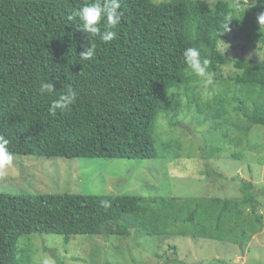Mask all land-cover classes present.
<instances>
[{
  "label": "trees",
  "instance_id": "obj_1",
  "mask_svg": "<svg viewBox=\"0 0 264 264\" xmlns=\"http://www.w3.org/2000/svg\"><path fill=\"white\" fill-rule=\"evenodd\" d=\"M91 2L0 0V135L9 139L13 154L156 157V118L180 104L174 91L169 92L187 80L182 54L188 47L199 49L201 58L209 61L208 73L228 63L240 69L231 78L235 87L227 95L229 99L217 94L203 104L196 102L197 110L210 108L216 127L217 119H226L227 103L232 100L246 122L239 130L246 134L253 125H264V58L233 60L218 48L219 38L235 33L238 23L247 34L257 28L254 20L264 13L262 0L247 7L230 0L213 4L204 0H121L123 17L112 29L116 38L105 44L99 36H89L96 44V55L81 61L87 34L78 31V19L68 17ZM229 18V30L222 32ZM42 81L55 83L54 95L39 94ZM68 85L78 92L75 104L63 113L50 114L52 101ZM254 188L252 181H244L241 199L0 193V264H21L17 243L20 236L32 233L59 234L67 240L78 234L126 237L132 231L146 235L169 232L241 241L258 231L262 221ZM101 201L109 202L110 207L103 208Z\"/></svg>",
  "mask_w": 264,
  "mask_h": 264
},
{
  "label": "rangeland",
  "instance_id": "obj_2",
  "mask_svg": "<svg viewBox=\"0 0 264 264\" xmlns=\"http://www.w3.org/2000/svg\"><path fill=\"white\" fill-rule=\"evenodd\" d=\"M204 1L213 4L217 0ZM230 1L247 7L258 0ZM254 21L257 28L248 34L238 23L235 33L219 38L218 48L233 60L263 59L264 25L257 18ZM239 72L231 63L222 65L209 73L211 82L207 83L187 69L185 83L169 92L174 91L180 104L176 109L161 111L156 118V157L137 160L13 154L12 164L0 170V193H130L241 199V184L252 181L257 214L262 218L258 231L241 241L169 232L146 235L132 231L126 237L78 234L67 240L59 234L32 233L20 236L17 243L16 256L21 264H264V125L255 124L246 134L239 130L237 127L246 122L233 108L232 100L227 103L226 119H217L220 123L216 127L210 108L201 112L196 108V102L203 104L217 94L229 99L227 95L231 96L235 87L231 78ZM248 211L245 216L251 222Z\"/></svg>",
  "mask_w": 264,
  "mask_h": 264
},
{
  "label": "clouds",
  "instance_id": "obj_3",
  "mask_svg": "<svg viewBox=\"0 0 264 264\" xmlns=\"http://www.w3.org/2000/svg\"><path fill=\"white\" fill-rule=\"evenodd\" d=\"M264 4V0H262ZM121 9V0H92L91 3H86L80 8L76 9L74 13L68 17L70 21L79 20L77 25L78 31L87 34V38L84 42V50L79 54L81 61L91 60L96 55V44L89 41L88 37H97L107 44L116 38V28L121 23L123 12ZM258 23L264 25V13L258 16ZM232 20L229 18L224 24V31L229 30V23ZM103 25V31L101 29ZM183 62L187 66L190 72L203 80L210 83V74L208 73L209 61L201 58L199 49L195 47H188L183 51ZM56 92L55 83L42 81L39 87V94L54 95ZM78 92L68 85L66 89L53 100L50 107V114L55 115L57 111L63 113L69 110L71 105H74L77 100ZM10 141L5 136L0 135V170L6 169L13 162V153L9 150L8 145ZM101 206L105 209L110 207L109 202L101 201Z\"/></svg>",
  "mask_w": 264,
  "mask_h": 264
}]
</instances>
